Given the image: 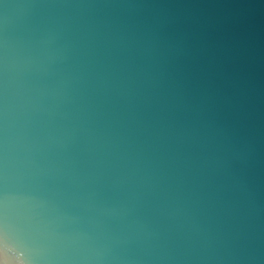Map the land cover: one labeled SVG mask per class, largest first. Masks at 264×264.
Instances as JSON below:
<instances>
[{
  "label": "water",
  "instance_id": "95a60500",
  "mask_svg": "<svg viewBox=\"0 0 264 264\" xmlns=\"http://www.w3.org/2000/svg\"><path fill=\"white\" fill-rule=\"evenodd\" d=\"M0 264H264V0H0Z\"/></svg>",
  "mask_w": 264,
  "mask_h": 264
}]
</instances>
